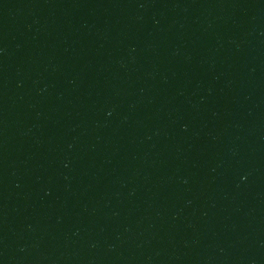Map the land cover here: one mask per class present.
Instances as JSON below:
<instances>
[{"label": "water", "instance_id": "obj_1", "mask_svg": "<svg viewBox=\"0 0 264 264\" xmlns=\"http://www.w3.org/2000/svg\"><path fill=\"white\" fill-rule=\"evenodd\" d=\"M0 264H264V0H0Z\"/></svg>", "mask_w": 264, "mask_h": 264}]
</instances>
